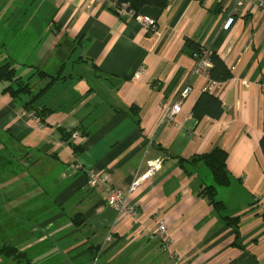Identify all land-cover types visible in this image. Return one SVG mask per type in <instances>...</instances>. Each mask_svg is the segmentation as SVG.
Here are the masks:
<instances>
[{"label": "crops", "instance_id": "crops-1", "mask_svg": "<svg viewBox=\"0 0 264 264\" xmlns=\"http://www.w3.org/2000/svg\"><path fill=\"white\" fill-rule=\"evenodd\" d=\"M235 2L169 0L122 17L111 0H0V60L24 78L65 77L38 101L54 109L45 122L0 82V248L25 253L0 252V264H264V14L237 13ZM186 39L233 73L213 92L219 119L192 116L210 79L194 71ZM48 81L33 75V91ZM186 83L182 111L167 119L164 105ZM59 128L79 133L78 154ZM216 146L232 175L217 189L222 214L199 195L213 183L209 168L191 162ZM156 158L161 168L131 190ZM91 173L103 183L91 186ZM111 188L137 205L136 218L106 203ZM223 215L241 216L239 237Z\"/></svg>", "mask_w": 264, "mask_h": 264}, {"label": "trees", "instance_id": "trees-1", "mask_svg": "<svg viewBox=\"0 0 264 264\" xmlns=\"http://www.w3.org/2000/svg\"><path fill=\"white\" fill-rule=\"evenodd\" d=\"M115 5H121L127 3L129 9L133 10L134 16H136L139 10L145 5H155L159 7H166L169 0H111ZM116 9V8H115ZM185 49L195 54L203 55L204 51L209 48L200 46L198 43L191 39H186ZM196 58V57H195ZM211 66L207 69V75L210 81L225 82L233 76L231 69L227 66L225 61L214 51L211 50L210 54ZM33 75H37L40 79L49 78V81L40 88L37 92L33 91L34 85L31 83V78ZM59 78H65L63 76L51 75L44 70L36 69L35 73L24 78L17 72V68L14 61L10 58L0 60V82L7 83L3 88L4 93H9L14 99H19L23 101V106L27 111L33 112L36 116L40 118L42 122L46 121V117L54 109L48 107L47 105L39 104L38 101L42 95L50 88V86ZM24 96H30L27 100L23 99ZM225 109L221 99L216 96L213 92L205 89L198 97L196 103L192 109V116L197 119H203L209 116L213 119H219L223 115ZM60 133L61 140L68 142L73 151L78 154L82 148L81 145L72 140L74 131H67L63 128L58 129ZM261 148L264 153V136L261 138ZM229 153L226 149L221 147H214L211 151L196 155L192 157L191 162L193 164H204L206 165L213 178L212 184H204L199 190V195L206 197L209 203L213 206L215 211L219 214L225 210V204L223 201L217 198V189L220 186H228L231 184L232 175L227 166V160ZM180 163L184 166V159H180ZM223 219L226 221L227 225L231 226L237 237L240 236L239 225L241 216H228L223 215ZM0 252L10 256L24 257V252H19V250L12 245H4L0 248Z\"/></svg>", "mask_w": 264, "mask_h": 264}, {"label": "built area", "instance_id": "built-area-1", "mask_svg": "<svg viewBox=\"0 0 264 264\" xmlns=\"http://www.w3.org/2000/svg\"><path fill=\"white\" fill-rule=\"evenodd\" d=\"M252 7L254 9H260L264 14V0H236L234 10L237 13H242L248 7ZM117 12L122 17H134L133 10L129 9L127 3H123L121 5H115ZM137 16V15H136ZM147 25L154 26V20L150 18L143 19ZM234 21V17L230 16L224 23L223 28L229 29L231 24ZM210 54L211 50L208 49L204 51L203 55L195 54L197 59L196 67L194 69L195 72H204L207 73V69L211 66L210 62ZM222 86V82L217 81H209L205 89L210 90L211 92H215L219 87ZM264 86V84H263ZM192 91V86L190 83H186L181 89L179 93V98L171 103L165 104L164 108L166 109V118L170 120H174L175 117L182 111L183 102L189 96ZM74 137H78L79 133H73ZM163 163V158L150 159L146 163V168L135 175L132 184L131 190H134L141 186L144 182H146L152 175L161 168ZM102 178H100L96 173H91L89 175V184L93 187L100 185L103 183ZM106 203L111 207H116L119 212L125 216H130L136 218L138 215V207L135 203H131L128 201L123 192L120 189L111 188L107 191L105 195ZM167 224L165 221H162L159 224L158 233L161 238H168L167 234ZM110 238V237H109ZM168 240V239H167Z\"/></svg>", "mask_w": 264, "mask_h": 264}, {"label": "rangeland", "instance_id": "rangeland-1", "mask_svg": "<svg viewBox=\"0 0 264 264\" xmlns=\"http://www.w3.org/2000/svg\"><path fill=\"white\" fill-rule=\"evenodd\" d=\"M1 31H2V26H0V38H2V36H3L2 33H1Z\"/></svg>", "mask_w": 264, "mask_h": 264}]
</instances>
